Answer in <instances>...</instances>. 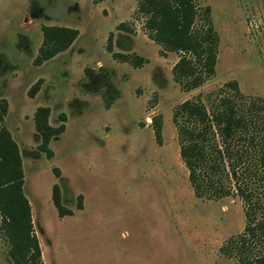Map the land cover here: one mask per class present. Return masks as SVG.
I'll use <instances>...</instances> for the list:
<instances>
[{"label":"rangeland","instance_id":"rangeland-1","mask_svg":"<svg viewBox=\"0 0 264 264\" xmlns=\"http://www.w3.org/2000/svg\"><path fill=\"white\" fill-rule=\"evenodd\" d=\"M194 2L196 25L208 18L218 41L214 73L187 89L173 72L182 53L150 38L139 0H0L3 124L20 152L43 264H239L221 247L243 229V203L195 195L174 113L187 99L213 108L234 92L230 81L247 115L252 102L264 106V0ZM43 25L79 34L35 65ZM40 106L51 127L64 126L50 156L35 128ZM0 264H12L1 238Z\"/></svg>","mask_w":264,"mask_h":264},{"label":"trees","instance_id":"trees-1","mask_svg":"<svg viewBox=\"0 0 264 264\" xmlns=\"http://www.w3.org/2000/svg\"><path fill=\"white\" fill-rule=\"evenodd\" d=\"M138 10L145 16L144 26L153 41L166 50L182 53L173 72L176 78L186 81L187 89L198 87L204 76L214 73L218 37L208 18L196 25L198 11L194 0H139ZM203 10L208 16V6ZM41 30L42 44L35 65L66 50L79 34L76 28L59 25H43ZM115 55L127 59V55ZM139 60L135 57L132 62L139 64ZM39 88V83L33 84L29 96L33 97ZM227 88L234 92L219 95L211 109L189 99L177 106L174 119L180 120L179 154L195 195H233L243 203V229L228 237L221 247L223 252L236 257L239 264H264V127L260 123L264 106L252 102L247 115L236 81L228 82ZM7 107V101L1 99L0 238L12 264H43L30 203L23 191L18 145L3 124ZM48 114V107H37L34 120L41 148L50 156L47 144L53 135L63 132L64 126L51 127ZM51 197L59 215L70 213L60 203L56 185Z\"/></svg>","mask_w":264,"mask_h":264}]
</instances>
